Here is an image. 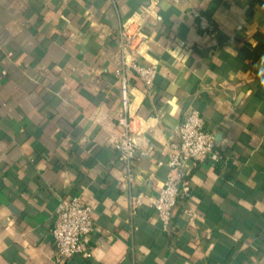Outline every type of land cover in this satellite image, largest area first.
<instances>
[{
  "label": "crops",
  "instance_id": "1",
  "mask_svg": "<svg viewBox=\"0 0 264 264\" xmlns=\"http://www.w3.org/2000/svg\"><path fill=\"white\" fill-rule=\"evenodd\" d=\"M123 26L158 65L151 89L128 73L132 183L115 148ZM191 109L222 157L189 164L191 194L166 231L151 202ZM65 196L96 225L92 256L65 264H264V0H0V264H57Z\"/></svg>",
  "mask_w": 264,
  "mask_h": 264
},
{
  "label": "built area",
  "instance_id": "2",
  "mask_svg": "<svg viewBox=\"0 0 264 264\" xmlns=\"http://www.w3.org/2000/svg\"><path fill=\"white\" fill-rule=\"evenodd\" d=\"M193 15L204 33H215L216 28L210 18L198 10H194ZM137 43L135 34L128 27L123 26L117 32V47L121 53L122 64L116 74L120 82L123 113L118 119L121 130L115 134V148L123 161L124 176L128 183H132L134 179V165L140 151L134 138L135 116L132 112L133 101L128 73L133 72L147 89L152 88L158 74L157 64H146L139 60ZM176 132L177 139L168 144L167 164L171 173L157 197L151 202L166 231L171 228L173 211L179 197L191 194L189 164L202 163L210 158L219 160L222 157L218 152L215 133L205 128V119L199 110L191 109ZM142 203L140 197L130 198L132 208ZM95 230L92 207L85 203L81 196L62 197L54 213L52 228L56 263L65 264L76 255L90 258L92 251L88 238Z\"/></svg>",
  "mask_w": 264,
  "mask_h": 264
}]
</instances>
